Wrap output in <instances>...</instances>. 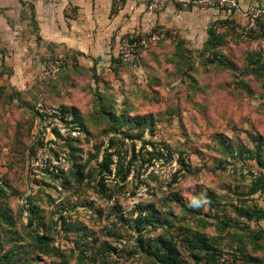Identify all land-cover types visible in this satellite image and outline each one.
I'll return each mask as SVG.
<instances>
[{
  "label": "rangeland",
  "instance_id": "obj_1",
  "mask_svg": "<svg viewBox=\"0 0 264 264\" xmlns=\"http://www.w3.org/2000/svg\"><path fill=\"white\" fill-rule=\"evenodd\" d=\"M247 26L226 24L219 44L208 37L183 53L178 37H167L158 44L171 39L173 56L143 65L141 55L133 64L117 56L119 68L101 77L75 68L81 70L71 79L58 55L25 72L0 57V177L7 188L0 199V264H151L138 242L173 238L185 247V228L222 245L243 241L264 264V249L237 230L254 224L232 206L244 200L253 169L230 152L264 143V31L245 34ZM55 60L62 69L43 79ZM14 78L23 83L19 89L9 88ZM38 106L72 113L70 123L55 114L42 119ZM137 116L142 125L130 124ZM144 145L168 147L173 158L138 160L123 180L125 170L115 172L118 153L127 166ZM109 154L111 174L103 161ZM55 167L62 172L57 181ZM254 198L264 208V196ZM150 207L155 215L148 222ZM136 224L144 228L141 240ZM105 243L117 253L103 255Z\"/></svg>",
  "mask_w": 264,
  "mask_h": 264
},
{
  "label": "crops",
  "instance_id": "obj_2",
  "mask_svg": "<svg viewBox=\"0 0 264 264\" xmlns=\"http://www.w3.org/2000/svg\"><path fill=\"white\" fill-rule=\"evenodd\" d=\"M147 3L124 0L118 6L115 0H0V57L25 72L33 65L43 68L47 58L58 55L70 68L71 79L81 70L75 68L101 77L119 68L121 39L140 34L148 25L176 28L183 53L184 48L193 49L206 42L210 29L221 35L226 24L233 28L246 22L241 12L250 7L264 8V0H238L239 10L183 11L168 5L149 14ZM170 42L167 39L153 46L151 53H141L139 61L143 65L149 59L163 61L173 56L176 51ZM137 68L134 80L143 73L141 65ZM14 79L9 88L19 89L23 83L19 85ZM58 81L67 86L62 74Z\"/></svg>",
  "mask_w": 264,
  "mask_h": 264
},
{
  "label": "trees",
  "instance_id": "obj_3",
  "mask_svg": "<svg viewBox=\"0 0 264 264\" xmlns=\"http://www.w3.org/2000/svg\"><path fill=\"white\" fill-rule=\"evenodd\" d=\"M259 26L263 29V24L261 23V21H259ZM208 36V44H211L213 41L216 43H212L213 46L219 44L222 41L219 34L213 29H210L208 31ZM176 46H179V39L177 40ZM215 55L216 54H214V56ZM59 111L61 115L60 118L63 121L70 123L69 116H72V113L65 112V110ZM139 117L140 116H137L133 119H131L130 117V124H137V126L142 125L143 118ZM144 132L145 130L141 131L139 137H141ZM142 150L145 151L146 158L142 156ZM139 153L141 154V156ZM118 155L120 161L115 163V172L119 173L120 170L124 169L126 173H124L123 175V180H125L128 174L130 173V167H133L136 161L138 160L141 161L143 164L152 165L153 161H166L167 159L171 160V158H173L171 149L168 147H163L160 150H148L145 145L141 146L140 149L137 150V152H133L132 156L128 160L127 166H124V161H121L123 156L119 153ZM229 155L232 159H235L238 156L241 159H239V162L242 163V167L248 166L249 168H252L254 170L249 171L251 180L248 191L243 192L242 195L239 194L241 197H244V200H239V204H232V206L234 207L236 214H238V217L245 221L247 225L254 224L255 229L251 228L250 226H246L242 228H237V230L241 233H245L251 238H254V240H256L254 241L255 247L264 249V243L258 244V241H264V208L258 207L254 198L264 196V143L262 141H259L256 145L255 151H251L249 149L246 150L242 148L239 151H231ZM103 161L105 165V171L107 172V174H111V169L109 167L113 165V161L111 160L110 154L106 158H104ZM180 162L182 164L183 170L187 171V166L184 160L180 159ZM61 173L62 172L58 171V174H54L51 178L57 181V179L60 178L59 175H61ZM6 190L7 188L0 192V199L3 197L4 194H6ZM211 196L216 199V197L212 193ZM212 203L213 201L210 202L211 205H213ZM32 208L33 207L29 206V210H32ZM150 209L151 212L149 211V218H145V220L148 222H150V219L154 218L155 215L152 207H150ZM146 211H148V208ZM138 224H136V231L139 234V240H141L143 238L142 233L144 228L143 226ZM183 233L184 238L182 240L185 247L178 246V244L173 238H157V240H154L153 242H138L139 249L140 251L143 250L147 257H152L151 264H200V262L204 259H211L210 251L212 250H235L240 253L241 257L244 258L246 264H260L259 260L248 255L245 250L247 244L245 246V242L243 241H235L232 245H222L217 241L211 242L204 236H196L195 232L190 231V229L188 228H185ZM102 250H104V252H102L103 255L105 253H117V249L108 243L104 244ZM81 254L83 256L85 255L83 254V252H81ZM85 258L89 259L88 256H85ZM21 264L29 263L23 262Z\"/></svg>",
  "mask_w": 264,
  "mask_h": 264
},
{
  "label": "built area",
  "instance_id": "obj_4",
  "mask_svg": "<svg viewBox=\"0 0 264 264\" xmlns=\"http://www.w3.org/2000/svg\"><path fill=\"white\" fill-rule=\"evenodd\" d=\"M124 0H115L118 6H121ZM168 5L176 6L183 11L197 9L207 12L210 9L219 10H239L238 0H148L146 12L153 14L163 11ZM241 16L246 20L248 26L245 28L247 31L256 32L259 26V21L264 20V8L250 7L241 12ZM177 36L176 28H166L163 26L148 25L140 34L130 37L122 38L118 48V58L123 64H133L136 62L141 53L148 52L153 46L163 41L165 38L170 37L175 40ZM62 60H55L51 62L48 67L43 70L42 78H51L55 76L63 67ZM36 110L42 114V119L46 116L60 114L57 110H45L38 106ZM185 163L188 164L187 158ZM54 172L57 173L58 169L55 167ZM6 189V182L0 177V192ZM211 259H204L200 264H246L240 253L233 251H210Z\"/></svg>",
  "mask_w": 264,
  "mask_h": 264
}]
</instances>
